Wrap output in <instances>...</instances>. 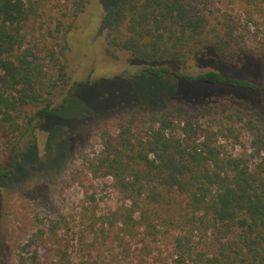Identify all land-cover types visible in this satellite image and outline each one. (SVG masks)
<instances>
[{
  "label": "trees",
  "instance_id": "trees-1",
  "mask_svg": "<svg viewBox=\"0 0 264 264\" xmlns=\"http://www.w3.org/2000/svg\"><path fill=\"white\" fill-rule=\"evenodd\" d=\"M239 3L249 21L255 23L256 18L264 27V0ZM36 8L33 0H0V141L6 149V158L0 160V180H6L0 192L18 183L10 178L34 143L26 135L61 112L77 87L95 86L102 80L170 79L182 89L195 88L196 94L182 90L160 98L170 101L172 107L150 112L146 127L136 134L122 126L93 164V173L99 171L111 178L120 202L110 216L99 218V230L104 233L107 222L119 242L122 235L136 236L137 231L141 243L171 236V264H264V158L260 156L264 133L248 119L251 152L248 157L227 155L218 141L226 126L220 130L203 127L188 114L191 104L201 100L200 95H211L213 90L221 91L219 102L224 107L232 105V114L256 112L249 96L264 94V84L236 74L250 55L243 54L241 64L237 63L231 46L233 32L207 36L208 19L197 12L192 0H121L103 21L106 27L100 29L105 55L111 60L112 73L119 72L116 65L122 59L140 66L139 70L113 76L101 72L98 74L106 76L93 82L74 81L65 70L68 31L61 34L57 53L45 48H40L46 52L42 57L20 52L25 43L22 31ZM80 10L82 6H77L73 17ZM260 46L264 53V40ZM119 52L126 57H120ZM234 64L238 68H233V74L205 68ZM195 95L194 100H186V96ZM52 141L42 166L53 155L56 141ZM66 145H61L59 164ZM249 158L255 159L254 164ZM32 162L27 163L30 169L41 165ZM57 227H50V233ZM194 231L200 232L202 243L195 240ZM173 232L175 235H170ZM42 233L38 230L34 236ZM80 264L87 263L80 259Z\"/></svg>",
  "mask_w": 264,
  "mask_h": 264
},
{
  "label": "rangeland",
  "instance_id": "rangeland-1",
  "mask_svg": "<svg viewBox=\"0 0 264 264\" xmlns=\"http://www.w3.org/2000/svg\"><path fill=\"white\" fill-rule=\"evenodd\" d=\"M33 1L37 8L22 31L25 43L20 52H32L42 57L46 52H40V48H45L49 53H57L61 34L68 31L70 49L65 70L72 80L93 82L106 76L98 73L113 72L111 60L105 55L100 29L103 25L106 27L107 23L103 21L121 0ZM192 3L197 12L208 19L207 36L221 35L226 30L233 32L231 46L236 51L234 56L238 57V64H241L243 54L250 55L236 74L264 84V53L260 46L264 40V27L258 19H254L256 24L249 21L239 0H192ZM77 6H82V11L73 17ZM119 55L126 57L124 52ZM119 62L116 70L123 74L135 73L140 68L129 65L124 59ZM234 65H205V68L233 74L238 68ZM182 90L196 94L195 88L182 89L170 79L102 80L95 86L77 87L61 112L50 116L42 128L29 132L26 138L33 140V146L22 156L10 178L18 183L2 188L0 192V264H80V259L87 264H171V236L141 243L137 231L136 236L122 235L119 242L114 236L116 233L107 228V222L103 224L104 233L99 230V218L110 216L120 202L111 186V178L102 176L99 171L93 173V164L104 154L107 144L117 137L122 126L130 127L134 134L140 132L146 127L150 112H163L172 107L170 101H159L160 98ZM200 96L201 100L197 102L203 103H192L188 110L192 121L203 127L211 125L214 130L226 126L218 137L224 153L248 157L252 150V135L246 121L252 119L264 133V104L261 105L264 94L250 95L249 101L256 112L242 111L239 116L232 114V105L224 107L219 102L222 98L220 90ZM186 98L190 102L197 95ZM205 98L209 99L204 101ZM201 105L204 107L196 108ZM178 120L175 118V123ZM52 140L56 141L53 155H49L50 160L42 166L48 158L46 152ZM61 145H66V151L59 164ZM5 152L0 141V160L6 158ZM260 156L264 158V153ZM249 160L254 164L255 159ZM28 161H37L41 165L30 169ZM5 181L1 179L0 186L5 185ZM94 223L91 229L90 225ZM55 224L58 227L51 235L49 229ZM38 230L43 231L39 234L41 237L34 236ZM193 235L202 243L199 231H194Z\"/></svg>",
  "mask_w": 264,
  "mask_h": 264
}]
</instances>
